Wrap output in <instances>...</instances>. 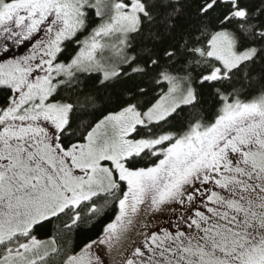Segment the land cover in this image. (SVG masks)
<instances>
[{"label": "snow or ice", "instance_id": "snow-or-ice-1", "mask_svg": "<svg viewBox=\"0 0 264 264\" xmlns=\"http://www.w3.org/2000/svg\"><path fill=\"white\" fill-rule=\"evenodd\" d=\"M0 264H264V0H0Z\"/></svg>", "mask_w": 264, "mask_h": 264}]
</instances>
